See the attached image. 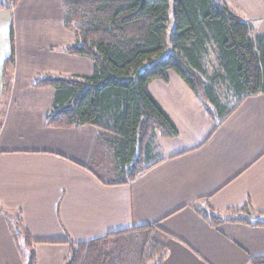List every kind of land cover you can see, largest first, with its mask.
Instances as JSON below:
<instances>
[{"label":"crops","instance_id":"obj_1","mask_svg":"<svg viewBox=\"0 0 264 264\" xmlns=\"http://www.w3.org/2000/svg\"><path fill=\"white\" fill-rule=\"evenodd\" d=\"M221 2L264 34V0ZM12 32L15 63L6 70ZM73 43L62 0L0 7V264H27L17 218L38 241L37 264H64L70 240L145 224L165 235L163 264L264 257V226H215L205 216L249 207L251 219H264V93L242 100L218 125L177 73L152 80V95L179 133L158 137L163 160L150 169L127 183L107 181L96 169L119 162L98 128L49 126L55 90L35 85L47 76L93 73L90 58L65 50Z\"/></svg>","mask_w":264,"mask_h":264},{"label":"trees","instance_id":"obj_2","mask_svg":"<svg viewBox=\"0 0 264 264\" xmlns=\"http://www.w3.org/2000/svg\"><path fill=\"white\" fill-rule=\"evenodd\" d=\"M19 0H0L12 8ZM64 26L74 35L65 50L88 57V76H47L55 99L46 121L52 127L90 124L112 148L127 183L163 160L158 137H175L178 128L149 84L169 80L175 71L201 100L218 125L245 98L264 93V34L217 0H62ZM12 51L6 70L15 63ZM215 56L216 64L209 63ZM251 208L231 216L206 213L215 226L251 219ZM16 239L27 264H37L34 240L17 218ZM64 264H163L168 246L156 224L112 231L91 240L68 241ZM253 264H264V257Z\"/></svg>","mask_w":264,"mask_h":264},{"label":"rangeland","instance_id":"obj_3","mask_svg":"<svg viewBox=\"0 0 264 264\" xmlns=\"http://www.w3.org/2000/svg\"><path fill=\"white\" fill-rule=\"evenodd\" d=\"M218 2H221V0H217ZM209 63L213 64L217 66V62L215 61V56L213 54H211V56H209ZM175 72V71H173ZM176 73V72H175ZM161 80V79H160ZM185 82V81H184ZM186 83V82H185ZM187 84V83H186ZM188 85V84H187ZM189 86V85H188ZM113 162V168L111 167H106V168H99L96 169L97 173H99L101 176H103V178L107 181H118L121 179V177L124 175L121 173V171H118L116 168V166L120 163H115V161H110ZM110 162H108V164H111ZM122 174V176H121ZM35 249V248H34Z\"/></svg>","mask_w":264,"mask_h":264}]
</instances>
